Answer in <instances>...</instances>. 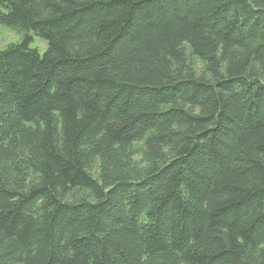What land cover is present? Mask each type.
I'll use <instances>...</instances> for the list:
<instances>
[{
  "label": "trees",
  "instance_id": "16d2710c",
  "mask_svg": "<svg viewBox=\"0 0 264 264\" xmlns=\"http://www.w3.org/2000/svg\"><path fill=\"white\" fill-rule=\"evenodd\" d=\"M0 25V264H264V0H0Z\"/></svg>",
  "mask_w": 264,
  "mask_h": 264
},
{
  "label": "rangeland",
  "instance_id": "374dc122",
  "mask_svg": "<svg viewBox=\"0 0 264 264\" xmlns=\"http://www.w3.org/2000/svg\"><path fill=\"white\" fill-rule=\"evenodd\" d=\"M33 41L30 48L37 50L40 55H44L48 50V42L36 35H32ZM24 39V33L17 29H13L4 25H0V50H5L10 45L21 43ZM147 151L143 146V142L135 145L132 150V161L125 163L130 174H135L145 170L149 166Z\"/></svg>",
  "mask_w": 264,
  "mask_h": 264
}]
</instances>
